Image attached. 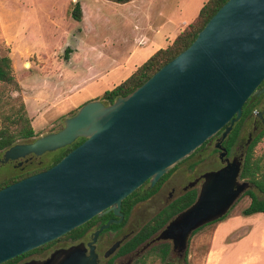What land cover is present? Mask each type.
Masks as SVG:
<instances>
[{"label": "water", "instance_id": "water-1", "mask_svg": "<svg viewBox=\"0 0 264 264\" xmlns=\"http://www.w3.org/2000/svg\"><path fill=\"white\" fill-rule=\"evenodd\" d=\"M264 0H228L194 42L143 85L114 103L84 104L63 128L7 150L3 162L82 144L50 169L0 190V264L38 249L113 211L96 234L122 221V203L238 122L245 103L264 93ZM220 148V145L217 146ZM242 163L205 173L198 198L158 240L185 259L194 233L223 219L250 184ZM83 244L26 264H97Z\"/></svg>", "mask_w": 264, "mask_h": 264}, {"label": "rangeland", "instance_id": "rangeland-1", "mask_svg": "<svg viewBox=\"0 0 264 264\" xmlns=\"http://www.w3.org/2000/svg\"><path fill=\"white\" fill-rule=\"evenodd\" d=\"M208 1L136 0L134 4L121 5L108 0H0V56L12 59L21 87L16 89L0 83V118L3 113L19 110L24 103L37 120L34 123L37 138L60 131L66 118L121 82L110 79L87 81L85 73H82L88 58L96 67L104 68L111 64V59L115 60L112 54L126 51L132 45L129 40L143 34L135 29V22L146 29L149 21L158 19V24H164L158 36L163 37L176 28L192 23ZM77 3L82 5L84 12L80 22L72 17ZM119 41L122 46H113ZM67 49L71 50L68 60ZM72 57L71 66L68 62ZM124 78L125 75L121 80ZM2 125L0 119V127ZM255 150V157L264 156V137ZM55 152L42 155L27 167L26 172L48 168L56 157ZM196 162L197 157L180 165L172 173V180L181 181ZM220 167L213 157L199 164L195 174L198 177ZM16 173L12 163L0 164V187L13 182ZM250 203V196L243 197L226 219L242 214ZM161 206L162 202L157 198L148 209L145 206L137 209L135 219L142 224ZM257 222L261 226L260 221ZM218 224L209 225L192 237L188 264H206ZM146 264L166 263L149 255Z\"/></svg>", "mask_w": 264, "mask_h": 264}, {"label": "flooded vegetation", "instance_id": "flooded-vegetation-1", "mask_svg": "<svg viewBox=\"0 0 264 264\" xmlns=\"http://www.w3.org/2000/svg\"><path fill=\"white\" fill-rule=\"evenodd\" d=\"M262 90H264V81L259 87V91ZM225 130L226 128L221 130L211 140L207 141L201 148H199L191 157L169 171L155 185H153L150 180L146 181L141 186V188L138 189L140 192L139 196L136 198L134 197L131 202L124 205V202L126 201L124 200L121 208V212L123 213L121 223H114L109 229L101 232L96 242H94L95 234L103 226H105L111 220L120 219L114 214L113 211L105 213L102 217H96L92 219L91 221L93 222L91 223L90 228H88L87 233L79 240H73L71 238L65 240L63 236L62 238L56 240L57 242L53 241L55 243L52 246L45 248L40 252H34L33 250V252L31 251L19 256L21 258L17 264H26L32 261H46L51 258L56 251L68 249L72 246L80 244L85 246V249L87 250V256H90L93 250V253L97 258V264H146V258L149 255H154L155 257V254L159 252V250L164 245H168L170 247V252L167 258V262L169 264H188L186 259L189 250L186 258L180 259L179 256L173 251V243L171 241L158 240V237L171 220H173L181 212L188 209L191 205L172 217L168 223H166V225L153 232V234H151L149 237H146V233L142 231L149 222H151L165 209L175 205L179 206L181 201L182 203H187L193 193L196 194V197L192 204L195 203L204 183L202 176L205 174L204 173L198 177L196 176V167L199 164L207 162L211 158L215 157V160L220 163L221 169L237 159L242 163V173L249 156L254 155L256 151L255 149L257 145L253 146L254 142L258 136L264 132V93L261 92L259 94H254L245 103L240 120L235 123L232 131L226 137H224ZM234 133V139L232 140L231 136ZM79 140H83V143L85 139ZM34 141L35 140L23 144L33 143ZM218 145H220V148L217 147ZM4 154L5 153L0 154V164H5L2 161ZM196 157L197 164L189 170V172L181 181L178 182V180H172V173H174L180 167V165ZM39 158H41V156L37 157L32 154L26 158L16 161H9L12 163V167L17 170L16 178L27 173V167L31 164H34ZM241 180L243 179L241 178ZM13 183L15 182H12L11 184ZM250 189H252V186H250L249 190ZM247 192L248 190L243 197L247 196ZM157 198H160L162 206L153 216L141 224L135 219V212L137 209L141 208V206H145L148 209L149 205ZM126 211H128V215H126ZM115 225L118 227H114ZM208 225L200 228L199 230H202ZM62 243H66L67 245H62Z\"/></svg>", "mask_w": 264, "mask_h": 264}, {"label": "trees", "instance_id": "trees-1", "mask_svg": "<svg viewBox=\"0 0 264 264\" xmlns=\"http://www.w3.org/2000/svg\"><path fill=\"white\" fill-rule=\"evenodd\" d=\"M117 4H127L133 0H108ZM228 0H209L200 10L198 16L195 20L190 23L183 32L176 38L172 45H170L166 49H161L156 52L150 59H148L142 66H140L136 72L130 76L126 81L115 87L113 90L106 91L101 98L97 99L102 101L105 105H110L114 103L118 98L125 97L133 92L136 88L143 85L153 74H155L160 68H162L165 64L173 60L176 56H178L181 52L186 50L197 38L199 32L203 30L206 24L210 21V19L219 11V9L227 3ZM84 12L82 9V5L77 3L73 9L72 17L80 22L83 20ZM66 59L68 60L70 49H67ZM0 83L5 86H13L16 89H20V85L15 76L14 67L12 64V59L9 56H0ZM75 113V112H74ZM2 126L0 127V153H5L7 150L12 148L15 145L23 144L31 142L37 139V135L35 133L32 119L30 118L27 108L23 103L21 108L17 111L11 112L10 114L3 113L1 115ZM239 127V124H238ZM235 133L231 136V139H234ZM264 137V132L258 136L254 145H257ZM83 140H79L71 146L60 149L55 152L56 157L53 163L48 168H42L40 170L34 172H27L21 175L18 178H15L13 182L19 181L22 178L31 176L33 174H37L44 170L49 169L56 163H58L63 157H65L68 153L78 147ZM241 178L247 181L252 189L248 190L247 195L251 197L250 205L242 211L243 216H251L257 213L264 214V156L255 157V155H250L243 170L241 173ZM12 183V182H11ZM10 183V184H11ZM10 184H6L0 187V190ZM140 194L139 190L134 194L129 196L124 205L131 202L132 199L138 197ZM196 197V194L193 193L187 203H181L179 206H171L161 213H159L151 222H149L142 232L146 233V237H149L153 232L157 231L168 221L177 215L179 212L183 211L185 208L192 205ZM126 215H128V211H126ZM228 217L225 216L223 219L211 223L209 225H213L216 223H220L224 221ZM93 221L88 222L87 224L81 226L73 230L71 233L64 236L65 240L73 239L79 240L82 238L90 228L91 223ZM208 225V226H209ZM114 227H118L115 225ZM200 230L194 233L197 234ZM57 242V241H56ZM55 242L48 243L43 247L34 250V252H40L45 248L52 246ZM33 252V251H32ZM170 252V247L168 245H164L159 252L155 254L156 258H160L162 262L169 264L167 262V258ZM21 257H17L9 262L4 264H17ZM188 263V256H187Z\"/></svg>", "mask_w": 264, "mask_h": 264}, {"label": "crops", "instance_id": "crops-1", "mask_svg": "<svg viewBox=\"0 0 264 264\" xmlns=\"http://www.w3.org/2000/svg\"><path fill=\"white\" fill-rule=\"evenodd\" d=\"M131 2L134 4L136 0ZM158 22V19L154 22L149 21L146 29H142V25L135 22V29L143 34L131 38L129 41L132 45L126 51L121 50L117 51L118 53L112 54L115 60L111 59V64L105 65L104 68L96 67L95 63L88 58L85 70L82 73H85V79L87 81L97 80L99 82L107 79L121 81L116 86H113V90L132 76L156 52L172 45L176 38L189 25L176 28L169 34H164L163 37H160L158 36V32L164 24L160 25ZM113 44V46L118 44L120 46L123 45L120 41ZM91 48L96 47L92 46ZM88 56H90V51L88 52ZM72 62L73 57L68 63L72 66ZM124 75L125 78L121 80ZM104 93L99 94L97 99ZM27 111L34 127V123L37 120L31 115L29 108ZM257 221H260L261 226L258 225ZM206 264H264V214L257 213L251 216L235 214L220 222L211 240L210 250L206 256Z\"/></svg>", "mask_w": 264, "mask_h": 264}]
</instances>
